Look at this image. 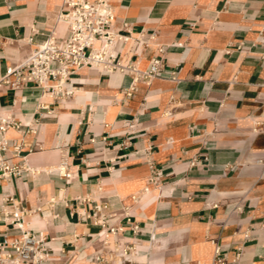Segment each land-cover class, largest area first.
Masks as SVG:
<instances>
[{
  "label": "crops",
  "instance_id": "obj_1",
  "mask_svg": "<svg viewBox=\"0 0 264 264\" xmlns=\"http://www.w3.org/2000/svg\"><path fill=\"white\" fill-rule=\"evenodd\" d=\"M108 2L113 29L130 36L113 56L139 70L162 57L161 71L148 85L87 65L59 92L0 86V117L19 123L4 159L23 166L0 180V210L27 212L45 264H94L119 226L108 247L131 244L127 264H210L211 239L228 264H264V0ZM63 9L0 0V79L51 30L65 43ZM5 235L19 230L2 222Z\"/></svg>",
  "mask_w": 264,
  "mask_h": 264
},
{
  "label": "built area",
  "instance_id": "obj_2",
  "mask_svg": "<svg viewBox=\"0 0 264 264\" xmlns=\"http://www.w3.org/2000/svg\"><path fill=\"white\" fill-rule=\"evenodd\" d=\"M63 10L56 13L55 22L64 23L67 26L68 37L61 45L53 30L46 36L42 43L34 44L29 56L16 65L6 69L5 75L0 79V86L7 85L12 89L19 88L26 82H34L40 85L44 91L50 88L51 92H59L62 84L76 71L90 65L101 70L112 72L115 70H129L134 73L133 83L138 80L150 84L162 69L163 58L155 56L146 70H139L132 64H123L116 59L111 49L117 41L127 42L129 35H124L113 29L115 14L108 0H62ZM32 42V36L26 38ZM101 43L99 46L96 43ZM138 43L143 44L140 39ZM58 79L56 85H50V80ZM132 83L124 89L126 95H131L135 86ZM19 123L9 117H0V180L7 182L10 177L17 176L23 170V166L9 164L4 159V152L9 143L4 133L9 127H18ZM127 142H122V147H127ZM14 150L18 149L13 145ZM194 164V162H192ZM150 163V167H151ZM61 174L69 177L70 172L63 166ZM146 190V189H145ZM136 199L135 196L132 197ZM4 202L11 201V195L2 196ZM22 209L15 207L11 211L1 205L0 224L7 222L12 228L19 230V235L9 238L6 235L0 240V264H45L47 251L44 247V238L30 232L23 221L26 214ZM127 221L130 218L127 217ZM133 233L139 230L138 225L131 227ZM123 231V227H110L108 232L102 233L103 244L106 245V253H99L95 257L94 264H109L113 260L117 264H127L125 255L133 250L131 244H113L109 246V234L114 235ZM213 245V258L210 264H228L226 257L222 255V248L216 239H211ZM239 255V254H238ZM118 256V257H117Z\"/></svg>",
  "mask_w": 264,
  "mask_h": 264
}]
</instances>
